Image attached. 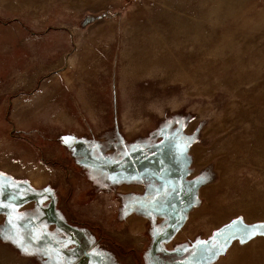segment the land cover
<instances>
[{
	"label": "rangeland",
	"instance_id": "1",
	"mask_svg": "<svg viewBox=\"0 0 264 264\" xmlns=\"http://www.w3.org/2000/svg\"><path fill=\"white\" fill-rule=\"evenodd\" d=\"M0 199V264H264V0H0Z\"/></svg>",
	"mask_w": 264,
	"mask_h": 264
},
{
	"label": "snow or ice",
	"instance_id": "2",
	"mask_svg": "<svg viewBox=\"0 0 264 264\" xmlns=\"http://www.w3.org/2000/svg\"><path fill=\"white\" fill-rule=\"evenodd\" d=\"M0 205H2V199H0ZM2 206H5L7 208H12L13 205L12 204H8V205H2ZM23 219V218H22ZM240 218H238V221H239ZM238 221H234L233 223L236 224ZM15 227L19 228L20 225L17 224L15 225ZM259 228H264V225H260V226H257V225H246L244 226V230H245V235L248 236V237H251L253 235H256ZM0 238H3L5 240H8V241H11L12 243L16 244L18 247H20V249L27 255H34V254H39L41 250L39 249H34V248H31L27 245H25L23 243V236L20 235L19 232L13 234V235H9L7 232H0ZM40 237H37V236H33V239H39ZM200 243L202 244H206L207 242L206 241H201ZM219 247L222 249L223 248V245H219ZM211 251V249H207L205 248L204 249V253L207 254ZM43 255L45 256H49L51 255L47 250H43ZM59 264V262H58Z\"/></svg>",
	"mask_w": 264,
	"mask_h": 264
},
{
	"label": "crops",
	"instance_id": "3",
	"mask_svg": "<svg viewBox=\"0 0 264 264\" xmlns=\"http://www.w3.org/2000/svg\"><path fill=\"white\" fill-rule=\"evenodd\" d=\"M102 251V250H101ZM102 253H103V251H102ZM90 254V253H89ZM98 255H100V249L99 250H97V252H95V251H93L92 253H91V257H96V256H98ZM90 264V263H89Z\"/></svg>",
	"mask_w": 264,
	"mask_h": 264
}]
</instances>
